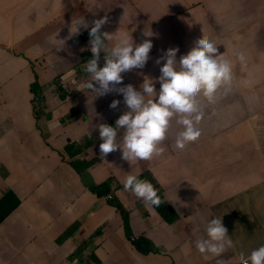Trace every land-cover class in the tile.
I'll return each instance as SVG.
<instances>
[{"label":"crops","instance_id":"1","mask_svg":"<svg viewBox=\"0 0 264 264\" xmlns=\"http://www.w3.org/2000/svg\"><path fill=\"white\" fill-rule=\"evenodd\" d=\"M7 1L12 4L7 6ZM71 1L0 0V243L12 250L0 248V264H98L97 255L105 264H236L233 253L248 255L264 244V23H257L264 19V0H237L246 18H252L247 26L223 10L220 2L232 0ZM79 7L88 24L106 16L104 26L112 24L108 33L115 38L128 32L132 37L144 24L148 30H159L160 46L175 43L182 52L200 38H209L234 67L233 82L218 101L198 98L203 112L197 124L200 135L182 151L172 147L150 162L133 161L129 168L117 154L85 174L86 185L116 178L113 188L131 212L133 238L143 235L150 241L143 250L125 238L121 217L105 199L82 187L62 155L68 139L83 142L87 136L96 137L100 117L92 118L89 134L81 119L68 126L67 140L58 142L46 135L53 152L36 131L30 72L24 62L15 65L20 61L14 56L19 54L16 36H26L17 27L44 23L57 32L55 40L69 43L74 36L65 38ZM49 45V40L42 39L25 55L60 60L65 68L61 74L71 69L72 59L61 54L58 46L47 49ZM236 53H243L244 60H238ZM92 96L88 93L85 113L97 108ZM65 100L70 101L71 95ZM60 110V115L66 114L68 105ZM173 129L170 126L168 134L174 141ZM94 156L95 149L89 146L87 158ZM147 168L169 202L189 207L180 211V230L167 229L155 210H141L139 198L122 186L120 181L127 175ZM36 205L47 207L39 213ZM189 212L193 218L184 220ZM84 213L89 215L83 218ZM220 216L229 222L233 246L215 256L200 253L189 230L201 232L203 239L208 219ZM182 235L189 236L190 245ZM85 243L87 247L82 248ZM122 246L130 250V256H124Z\"/></svg>","mask_w":264,"mask_h":264},{"label":"clouds","instance_id":"2","mask_svg":"<svg viewBox=\"0 0 264 264\" xmlns=\"http://www.w3.org/2000/svg\"><path fill=\"white\" fill-rule=\"evenodd\" d=\"M79 9V16L72 19L65 38L71 39L74 36L69 43L55 40L57 32L54 34L55 31L44 27V23H33L26 28L17 27L26 36H16L15 45L19 54L14 56L20 61H16L15 65L24 62L30 72L29 86L36 131L53 152L56 150L46 135L55 137L58 142L67 140L71 134L68 126L81 119H85L86 132L89 134L93 130L92 118L100 117L101 124L96 137L87 136L88 140L83 142L68 139L62 155L69 161L67 166L75 173L82 187L98 199H105L121 217L125 238L133 242L138 250H143V246H149L150 241L143 235L133 238L131 212L113 188L116 178L99 185H86L85 174L97 163L117 154L129 168L133 161L150 162L172 147L182 151L188 142H193L200 135L197 124L203 112L198 98L203 97L208 102H214L215 96L221 98L224 88L231 84L234 67L220 47L209 38H200L183 52L175 43L167 47L160 46L163 41L161 33L157 29L148 30L146 24L132 37L128 32L115 38L108 33L112 24L109 28L104 26L106 16L93 18L92 23L88 24L81 16L82 8ZM81 28L84 30L80 31ZM33 30H36V34H32ZM42 39L50 41L47 49L60 47V53L72 59L69 65L72 68L61 74L65 68L59 65L60 60L31 59L25 55ZM236 57L240 61L244 60L243 53H236ZM55 81L59 83L54 84ZM52 90L54 97L51 96ZM88 93L95 96L97 104L92 114L84 110L88 103ZM67 94L71 95L70 101L65 100ZM60 103L63 107L68 105L64 115H60ZM173 122L180 129L174 141L172 134H168ZM89 146L96 153L90 159L87 158ZM76 163H80L81 168H76ZM120 182L139 198L138 207L141 210H155L167 229L180 230V211L189 207H175L169 202L151 169L147 168L141 174H129ZM103 186L107 187V191L99 195ZM115 201L119 203L118 206L113 204ZM165 206L173 210L170 220L160 212V208ZM188 218H193L191 212L184 215V220ZM227 226L229 222L222 221L221 216L211 217L205 228L206 237L202 239L201 232L193 228L189 230L192 233L191 240L196 241L200 253L219 255L226 246H233ZM188 238V235H182L185 243L190 245L186 241ZM1 247L11 250L2 243ZM85 247L87 244H82V248ZM121 251L125 257L130 256L128 248L122 246ZM97 256V263L105 264ZM232 259H238L236 264H264V244L252 249L248 255L241 252L235 257L233 253Z\"/></svg>","mask_w":264,"mask_h":264},{"label":"rangeland","instance_id":"3","mask_svg":"<svg viewBox=\"0 0 264 264\" xmlns=\"http://www.w3.org/2000/svg\"><path fill=\"white\" fill-rule=\"evenodd\" d=\"M237 3V0H232L231 2L229 3H223V2H220L223 10L226 12V13H230L231 17H234L235 18V22H238V23H246V26L251 24L252 23V18H250L248 20V18H246L245 16V12L244 11H241L240 7L238 5H236ZM7 6L8 5H11L12 2H9L8 1L6 2ZM255 22V20H253V23ZM257 23H264V19H261L259 21H257ZM226 38L228 39H232V36L230 34H227L226 35ZM29 40V38H28ZM233 82V79L231 81V83ZM54 84H58L59 81H55L53 82ZM63 96H65L64 93H62ZM220 98L218 96H215V101H218ZM60 106H63L62 103L59 104ZM174 129H173V134L176 135L178 133V128L175 126V124L171 125ZM47 207V205H36V209L39 213H43V210ZM89 214L87 213H84L83 214V218H86ZM66 217H68L66 215ZM81 252H83V250H81ZM245 252L246 249H245ZM233 257V256H232Z\"/></svg>","mask_w":264,"mask_h":264},{"label":"trees","instance_id":"4","mask_svg":"<svg viewBox=\"0 0 264 264\" xmlns=\"http://www.w3.org/2000/svg\"><path fill=\"white\" fill-rule=\"evenodd\" d=\"M75 167L79 169V168H81V164H80V163H76V164H75ZM106 191H107V187L103 186V187H102V190L99 191L98 193H99V195H103ZM113 204H114L115 206H118L119 203L115 201V202H113ZM160 212L162 213V215H163L167 220H170L169 216L173 214V210H172V208L169 207V206H165V207L160 208ZM97 261H98V259L96 258V262H97Z\"/></svg>","mask_w":264,"mask_h":264}]
</instances>
